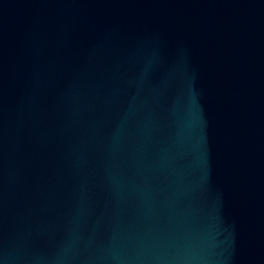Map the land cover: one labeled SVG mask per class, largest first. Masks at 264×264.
<instances>
[{
    "label": "water",
    "instance_id": "1",
    "mask_svg": "<svg viewBox=\"0 0 264 264\" xmlns=\"http://www.w3.org/2000/svg\"><path fill=\"white\" fill-rule=\"evenodd\" d=\"M0 264H264V0H0Z\"/></svg>",
    "mask_w": 264,
    "mask_h": 264
}]
</instances>
